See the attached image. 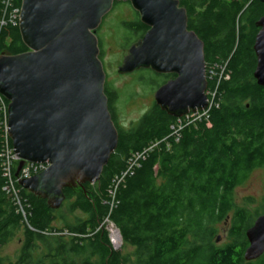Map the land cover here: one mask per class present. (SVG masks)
<instances>
[{"label": "trees", "instance_id": "1", "mask_svg": "<svg viewBox=\"0 0 264 264\" xmlns=\"http://www.w3.org/2000/svg\"><path fill=\"white\" fill-rule=\"evenodd\" d=\"M179 2L186 9L189 30L204 43L205 72L217 65L212 79L207 72V90L217 86L207 115L190 118L177 135L172 128L177 118L154 101L135 123L123 127L115 106L119 92L105 82L118 142L100 178L93 183L75 180L65 187V201L58 209L23 188L21 179L16 181L24 219L13 193L5 189L1 153L6 142L10 147L12 142L6 140L0 114V264H264V254L256 260L244 259L245 232L264 214V193L255 209L238 205L234 198L235 189L250 173L264 169V86L253 76L255 23L264 15V2ZM122 3L131 6L129 1H115L113 8ZM117 24L126 48L148 29L137 11L132 19ZM18 27H0V54L28 50ZM141 70L152 74L139 79L152 88L175 76ZM1 101L8 105L0 95V105ZM143 151L137 166L120 180L132 156ZM19 162L13 164L14 174ZM107 217L121 232V249H115L107 230L99 228ZM224 224L228 242L219 245V226ZM15 238L21 246L12 259L2 251ZM127 246L131 253L125 252Z\"/></svg>", "mask_w": 264, "mask_h": 264}, {"label": "water", "instance_id": "2", "mask_svg": "<svg viewBox=\"0 0 264 264\" xmlns=\"http://www.w3.org/2000/svg\"><path fill=\"white\" fill-rule=\"evenodd\" d=\"M115 1H129L148 26L127 48L117 71L174 74L158 86L154 100L176 118L208 107L204 43L189 30L179 0H20L18 28L28 50L0 54L6 132L20 161L16 174L25 162L47 164L28 179L17 177L54 209L62 206L63 189L75 180L98 181L117 147L96 34ZM255 24L253 76L264 86V15ZM245 235L244 259L256 260L264 254V214Z\"/></svg>", "mask_w": 264, "mask_h": 264}, {"label": "rangeland", "instance_id": "3", "mask_svg": "<svg viewBox=\"0 0 264 264\" xmlns=\"http://www.w3.org/2000/svg\"><path fill=\"white\" fill-rule=\"evenodd\" d=\"M134 9L125 3L112 8L111 11L103 18L97 31L98 38L102 39L100 57L105 71V81L109 83L114 89L119 92V98L115 103L118 114V124L123 127L135 123L146 112L154 100V93L157 88H152L148 83L140 82V78L145 76L149 79L152 77L151 73L142 70H136L131 73L120 74L117 71L123 56L127 53L125 41L121 31L117 30V23L127 18L132 19L134 16ZM126 45V46H125ZM100 50V53H101ZM211 98V93L208 96ZM264 193V169L259 168L250 173L248 179L240 186H237L234 192V198L238 205H245L248 208L255 209L260 203V198ZM248 198L255 199L253 203H247ZM78 214H81L78 212ZM255 220V219H254ZM254 222V221H253ZM59 223V222H58ZM112 222L104 225L107 233L112 237ZM226 227L219 226V236L216 239L217 244L223 245L228 242ZM21 246L19 238H15L12 242L3 248V255L10 256L14 259ZM123 246V245H122ZM122 247H120L121 249ZM133 249L129 246L125 247V252L131 253Z\"/></svg>", "mask_w": 264, "mask_h": 264}, {"label": "built area", "instance_id": "4", "mask_svg": "<svg viewBox=\"0 0 264 264\" xmlns=\"http://www.w3.org/2000/svg\"><path fill=\"white\" fill-rule=\"evenodd\" d=\"M18 0H1L0 3H2V15H0V27L2 26H6L7 24L10 25H19V21H20V12H21V3L20 5H18V3L16 2ZM217 65H212L210 67H208V75L209 77L212 79V77H214L217 73L216 71ZM220 68V74H222V70L223 67H219ZM217 88V86H216ZM216 88L213 90H207V96H209V94L211 93V98H208V107L206 108V110H200V111H196V112H192L190 111L189 113L178 117L176 124H174L172 126V128H174L176 131L177 135H180L179 131H181L191 120L190 118L196 116L197 118L202 117L203 115H207L208 110H210L213 101H214V96L216 94ZM1 95V94H0ZM2 96V95H1ZM0 114L2 116V119L4 120V125H5V133H6V140L7 138H10L8 135L7 131V123H8V106L4 101H1V105H0ZM8 143L6 142L5 147L1 153V158H3V171H4V175L7 178L8 181V185L5 186V189H7L8 192L13 193L14 195V199L17 203V205L19 206V211L22 213L24 219H26V213L25 210L23 209V202L21 200V197L19 196V191L15 186V182L19 181L20 179L17 177L16 174L13 173V164L16 163V161L19 160V158L17 157V154L14 151V147H10L9 145H7ZM155 144L151 145L148 149H146L145 151L149 150L150 148H152L153 146H155ZM145 151H143V153L141 154H137L132 156V158L130 159V165L127 169V171L122 173L121 178H119L120 180H123L122 178L125 177L126 174H128L130 172V169L132 168V166H137L136 164H138V159L144 156ZM15 165V164H14ZM47 167L46 163H31V162H26L25 166L21 169V174H20V178L24 179V178H29L32 176V173H38L40 172V170H43L44 168ZM110 221V219L107 217L103 220V222L101 223V225L99 226V228H104L106 230L105 227H103L104 225H108ZM111 224L113 229L112 231V237L109 234L110 240H111V244L113 245V247L115 249H119L122 246V236H121V232L119 231V228L112 222Z\"/></svg>", "mask_w": 264, "mask_h": 264}]
</instances>
